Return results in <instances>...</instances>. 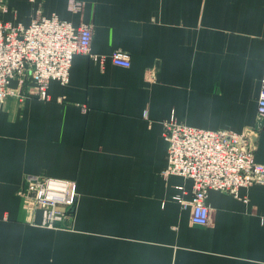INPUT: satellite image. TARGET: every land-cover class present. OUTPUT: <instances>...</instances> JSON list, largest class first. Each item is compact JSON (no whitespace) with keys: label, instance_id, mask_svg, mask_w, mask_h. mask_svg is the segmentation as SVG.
<instances>
[{"label":"crops","instance_id":"crops-1","mask_svg":"<svg viewBox=\"0 0 264 264\" xmlns=\"http://www.w3.org/2000/svg\"><path fill=\"white\" fill-rule=\"evenodd\" d=\"M5 2L0 21L13 26L36 10L90 24L97 60L74 55L49 101L0 103V264H264V184L239 198L210 191L208 225L196 226L175 199L191 201V180L162 175L171 116L244 134L264 165V0ZM116 51L128 68L112 64ZM36 175L75 182L70 230L40 228L39 212L24 208L18 192Z\"/></svg>","mask_w":264,"mask_h":264},{"label":"built area","instance_id":"built-area-1","mask_svg":"<svg viewBox=\"0 0 264 264\" xmlns=\"http://www.w3.org/2000/svg\"><path fill=\"white\" fill-rule=\"evenodd\" d=\"M69 9L79 12L80 2L71 1ZM7 12L5 0H0V15ZM90 24L74 27L56 16L44 17L35 11L29 26H16L0 21V103L8 96H34L49 101L51 81L61 86L68 83L73 56L91 54ZM115 66L128 68L129 56L121 51L111 55ZM15 81V89L9 87ZM257 117L264 119V71L256 104ZM163 138L167 142V166L164 177L180 176L191 180L190 202L175 198L191 209V223L207 226L210 191L239 198L240 188L264 184V165L253 158L254 145L244 134L228 130L207 131L180 124L171 116L163 123ZM28 212H39L38 227L48 230H70L77 203L73 181L45 175L26 176L18 192Z\"/></svg>","mask_w":264,"mask_h":264}]
</instances>
